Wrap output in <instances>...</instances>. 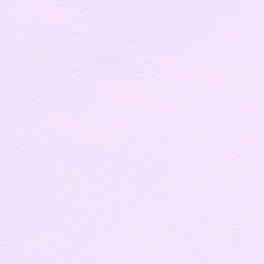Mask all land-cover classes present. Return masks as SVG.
I'll return each mask as SVG.
<instances>
[{
  "label": "snow or ice",
  "instance_id": "obj_1",
  "mask_svg": "<svg viewBox=\"0 0 264 264\" xmlns=\"http://www.w3.org/2000/svg\"><path fill=\"white\" fill-rule=\"evenodd\" d=\"M0 264H264V0H0Z\"/></svg>",
  "mask_w": 264,
  "mask_h": 264
}]
</instances>
